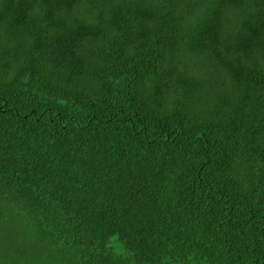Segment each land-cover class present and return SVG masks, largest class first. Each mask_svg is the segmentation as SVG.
Returning a JSON list of instances; mask_svg holds the SVG:
<instances>
[{"label":"trees","instance_id":"16d2710c","mask_svg":"<svg viewBox=\"0 0 264 264\" xmlns=\"http://www.w3.org/2000/svg\"><path fill=\"white\" fill-rule=\"evenodd\" d=\"M0 264H264V0H0Z\"/></svg>","mask_w":264,"mask_h":264}]
</instances>
